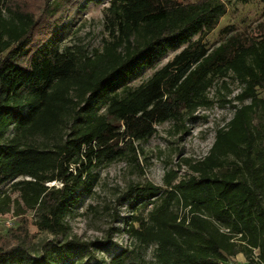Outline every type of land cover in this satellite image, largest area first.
Returning <instances> with one entry per match:
<instances>
[{"label":"trees","instance_id":"obj_1","mask_svg":"<svg viewBox=\"0 0 264 264\" xmlns=\"http://www.w3.org/2000/svg\"><path fill=\"white\" fill-rule=\"evenodd\" d=\"M86 1L48 0L34 13L0 0V212L17 216L0 232V264H51L31 254L30 225L67 231L76 194L99 165L130 157L140 166L136 144L168 121L185 131L199 109L215 105L209 92L230 73L243 86L221 100L235 112L209 152L187 160L184 177L166 173L164 186H131L152 209L124 223L140 246H156L153 264H232L238 250L244 264H264V32L225 27L214 46L226 0H110L102 47L64 46L66 20ZM145 67L154 68L147 80L123 83ZM9 184L15 200L3 190ZM109 264L139 263L121 253Z\"/></svg>","mask_w":264,"mask_h":264},{"label":"rangeland","instance_id":"obj_2","mask_svg":"<svg viewBox=\"0 0 264 264\" xmlns=\"http://www.w3.org/2000/svg\"><path fill=\"white\" fill-rule=\"evenodd\" d=\"M14 1L28 3L27 8L40 13L48 0ZM180 1L192 3L198 0ZM226 1L229 13L210 36V43L218 46L226 40L222 32L225 27H229L233 33L248 35L264 32V1L250 4L237 0ZM109 3L110 0H88L77 6L66 20L71 29L63 45H87L90 51L100 49L106 36L104 13ZM178 51H169L157 68L170 61ZM153 72L154 68H141L124 79L123 83L137 86ZM242 86L233 73L218 79L209 92L215 105L199 109L189 119L185 131L173 121L157 125L153 137L136 144L140 151V166L130 157L99 165L92 174L89 189L82 188L76 194L71 212L65 220L67 231L55 234L40 231L35 224L30 225V231L35 235L31 254L34 257L46 256L51 264H109L117 255L124 253L127 263L153 264L156 246H140L128 233L124 223L135 215L147 216L152 209V205L143 209L141 197L131 191V186L149 182L164 186L165 175L171 170L177 171L180 177L190 174L186 161L202 159L215 142L217 128L225 126L234 115L235 109L231 105L224 106L221 100L224 95H228V99L233 98ZM259 96L264 97V90H259ZM48 184L60 186L59 182ZM3 190L14 200L19 197V193L12 191L10 184ZM29 218L31 223L34 222L32 213ZM16 225L15 209L0 212V232ZM72 245L75 247L72 248ZM258 253L259 250H256L255 254ZM233 260L235 264H244L248 260L247 254L238 250Z\"/></svg>","mask_w":264,"mask_h":264},{"label":"built area","instance_id":"obj_3","mask_svg":"<svg viewBox=\"0 0 264 264\" xmlns=\"http://www.w3.org/2000/svg\"><path fill=\"white\" fill-rule=\"evenodd\" d=\"M232 264H235V261Z\"/></svg>","mask_w":264,"mask_h":264}]
</instances>
